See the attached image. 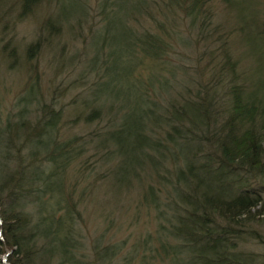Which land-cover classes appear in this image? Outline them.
Returning a JSON list of instances; mask_svg holds the SVG:
<instances>
[{
  "label": "trees",
  "instance_id": "obj_1",
  "mask_svg": "<svg viewBox=\"0 0 264 264\" xmlns=\"http://www.w3.org/2000/svg\"><path fill=\"white\" fill-rule=\"evenodd\" d=\"M212 1H35L48 8L47 40L78 35L80 52L63 70L72 61L82 70L41 103L37 69L47 44L38 37L26 47L36 62L16 108L22 119L39 104L37 119L26 131L24 121L0 115L5 264H264V38L256 39L258 68L242 77L241 57L217 34L226 28ZM221 1L238 5L242 27L262 11ZM28 3L20 0L21 12ZM67 106L71 127L84 133H63ZM102 170L118 191L137 181L155 220L123 255L119 242L84 241V199Z\"/></svg>",
  "mask_w": 264,
  "mask_h": 264
},
{
  "label": "rangeland",
  "instance_id": "obj_2",
  "mask_svg": "<svg viewBox=\"0 0 264 264\" xmlns=\"http://www.w3.org/2000/svg\"><path fill=\"white\" fill-rule=\"evenodd\" d=\"M35 1L32 0V3H34L32 8H30L31 3H28L27 9L24 12H21V7H19L20 0H4V2L0 3L1 120H4V123L5 121H9L11 125H14L18 122L17 119L19 118L21 122L24 121L25 126H23V129L26 131L34 125L38 116L37 112H39V108L37 107L39 104L34 106L33 102H31L32 105L30 104L31 106L26 110L27 114L21 119L20 110L16 108V100L24 92L28 72L31 69L30 66H33L36 62V58L31 62H28L26 59V47L29 42L40 37L43 39V43L47 44L39 56V70L37 69L40 81L41 94L39 98L41 99V103H50L52 89H56L57 84L58 90H60L63 87L65 88L66 84L73 79L79 81V72L82 70V68L78 70L79 65L76 66L77 62L72 67L73 61L69 67L63 70V66L66 62H69V58L76 56L80 52L81 46L79 45V41H72L75 38L77 39L78 35L63 34L62 36H54L52 39L47 40L41 24L48 13V8L46 5L45 7H42V5L35 6ZM237 1L241 6L246 5V8L253 10L260 8L262 10L253 17L255 19L252 21L253 24L246 25L248 27H242L240 18L237 17L239 7L236 3L229 1L226 4L221 0H213L211 5L214 7L215 21H220L222 26L226 28L224 32L219 31L217 33L220 41L224 39L230 40L233 55L241 57L240 73L242 77L246 76L248 78L250 74L254 73V69L258 68L257 66L260 63L257 59V49L255 47L256 39H258L257 36L264 38V0H258L257 2L255 0ZM242 22L244 23V21ZM228 28L231 29L230 33L228 32ZM50 30L53 33L56 31L55 28ZM260 31L263 33L258 34ZM73 43L75 44L73 45ZM57 55H63V58L67 57L62 61L56 57ZM260 66L263 68V65ZM77 90L78 88H75V92H72L73 95L78 93L76 92ZM65 98H67L65 101H68V98L70 100L72 96H66ZM74 111L72 107H66V113L63 118L66 132L65 129L64 132L62 130L66 135L70 132L84 133L81 125L71 127L70 122L74 116ZM96 127L97 124L94 122L89 126L91 130H95ZM22 140V138L15 139V149L21 150L25 146ZM26 153L27 150L20 153L24 161L20 159L24 163L27 162ZM13 162V164L11 163L12 166H17L16 160L13 159ZM101 173L104 175L97 177L96 183H94L90 191L88 190V194L84 199L85 203L82 209L84 213L81 223L84 241L90 247L93 241L96 240L99 241V244L102 241L101 246L109 243L112 244L113 241L119 242L120 246L124 244L121 253L123 255L129 249H132L148 232H153L152 230L155 227L154 216L140 201L143 188L137 185V181H135L129 190L118 191L116 185H112L109 181L105 180L108 177L105 174V170H102ZM86 180H89V178H86ZM85 186L86 182L78 188V192ZM262 233L264 235V228ZM103 234L105 236L101 239ZM250 247L262 251L260 248L262 245L257 242L250 245ZM5 255L6 253H0V264H5ZM121 255L116 257V259L121 257Z\"/></svg>",
  "mask_w": 264,
  "mask_h": 264
}]
</instances>
